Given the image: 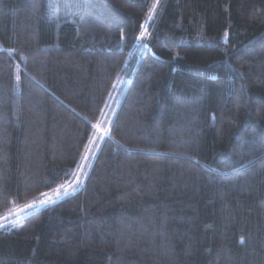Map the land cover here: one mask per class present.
<instances>
[{"label":"trees","instance_id":"obj_1","mask_svg":"<svg viewBox=\"0 0 264 264\" xmlns=\"http://www.w3.org/2000/svg\"><path fill=\"white\" fill-rule=\"evenodd\" d=\"M154 3L0 0V264H264V0Z\"/></svg>","mask_w":264,"mask_h":264},{"label":"rangeland","instance_id":"obj_2","mask_svg":"<svg viewBox=\"0 0 264 264\" xmlns=\"http://www.w3.org/2000/svg\"><path fill=\"white\" fill-rule=\"evenodd\" d=\"M145 33H146V31H145ZM116 108H117V107H116ZM108 113H109V112L107 111V113L105 114V117H104V119H105L106 122L109 120V118H110V116H111V114H110V113L108 114ZM114 113H115V112H114ZM114 113H113V114H114ZM113 114H112V116H111V119H112V117H113ZM111 119H110L109 122L107 123V126H108V127H109V123L111 122ZM107 126H106V128H105V127H102V126H100V125L97 126L98 132L101 133L102 135H108V134H107V129H108ZM93 142H94V140H93ZM93 144H94V143L91 144V148H90L91 151L89 152L88 160H89V158H91V156H92V157H95V155H94L95 151L92 149ZM89 165H90V164H89V161H88V163L86 162V164L82 167V169L80 170L79 174L77 175L76 180H75L73 183H69L68 185H66V186L64 187L65 189L68 190V194H67V195H63L60 199L55 200L54 203H50V204H48L47 206H49V205H53V204H55L56 202H59L60 200L66 198L67 196H70L71 194L76 193L77 190H79V188L84 184V181H85L86 176H87L88 171H89ZM72 187H76V191H75V192H72V191H71V188H72ZM62 191H63V189H62ZM48 195H49V196H53V198L55 199V197H54V193H53V192H50ZM45 198H46V197H43L42 199H45ZM47 206H45V207H47ZM42 208H44V207L33 208V209H27V210H25V211L30 212V213H34V212H36V211H38V210H40V209H42ZM21 209H22V208H21ZM22 215L25 216L23 213H21L20 210H18V211L16 212V214H15L14 219H15V218H21Z\"/></svg>","mask_w":264,"mask_h":264},{"label":"snow or ice","instance_id":"obj_3","mask_svg":"<svg viewBox=\"0 0 264 264\" xmlns=\"http://www.w3.org/2000/svg\"><path fill=\"white\" fill-rule=\"evenodd\" d=\"M158 3H159V0H156V3H154L152 5V8L149 10V13H148V19L149 20L152 19V13L155 10L156 5ZM141 29H144V30H142L140 32V36L138 37V39L144 37L145 31H146L145 25H141ZM114 87H115V85H114ZM85 147L87 148V146H85ZM62 189H63V191H62ZM71 191L72 192H75L76 191V187H72L71 188ZM53 193H54L55 199L53 198V196H49L47 193H41V196L42 197H46V198L45 199H40L39 201L33 200L32 202L25 204L23 206V208L20 209L21 213H23L24 215H30L31 213L30 212H27L25 210H27V209H33V208L45 207V206H47L50 203H54L55 200L60 199L63 195H67L68 194V190L65 189L63 185H61L58 188L54 189L53 190ZM0 227H3V225H0Z\"/></svg>","mask_w":264,"mask_h":264},{"label":"water","instance_id":"obj_4","mask_svg":"<svg viewBox=\"0 0 264 264\" xmlns=\"http://www.w3.org/2000/svg\"><path fill=\"white\" fill-rule=\"evenodd\" d=\"M154 54V53H153ZM155 55V54H154Z\"/></svg>","mask_w":264,"mask_h":264}]
</instances>
